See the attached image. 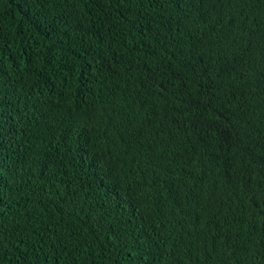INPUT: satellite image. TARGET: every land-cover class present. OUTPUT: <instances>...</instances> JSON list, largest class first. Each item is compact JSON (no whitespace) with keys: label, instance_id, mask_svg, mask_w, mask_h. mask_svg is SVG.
Listing matches in <instances>:
<instances>
[{"label":"trees","instance_id":"obj_1","mask_svg":"<svg viewBox=\"0 0 264 264\" xmlns=\"http://www.w3.org/2000/svg\"><path fill=\"white\" fill-rule=\"evenodd\" d=\"M0 264H264V0H0Z\"/></svg>","mask_w":264,"mask_h":264}]
</instances>
